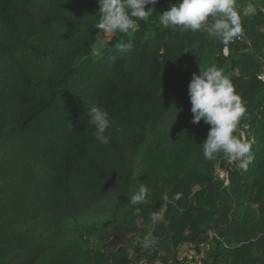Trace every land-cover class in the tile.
I'll use <instances>...</instances> for the list:
<instances>
[{"label": "trees", "instance_id": "trees-1", "mask_svg": "<svg viewBox=\"0 0 264 264\" xmlns=\"http://www.w3.org/2000/svg\"><path fill=\"white\" fill-rule=\"evenodd\" d=\"M177 2L149 5L148 22L95 49L97 0H0V264H133L143 256L92 241L114 224L152 229V212H161L175 255L230 204L204 264H264V12L241 15L250 50L230 48L238 58L230 80L245 107L237 127H249L254 143L251 163L225 188L216 161L203 156L211 126L191 123L188 84L210 47L217 68L230 57L203 30L159 23ZM91 106L109 113L108 145L92 135ZM141 182L149 195L130 205ZM107 201L117 202L114 222L82 227L85 246L71 240L67 224Z\"/></svg>", "mask_w": 264, "mask_h": 264}, {"label": "clouds", "instance_id": "clouds-1", "mask_svg": "<svg viewBox=\"0 0 264 264\" xmlns=\"http://www.w3.org/2000/svg\"><path fill=\"white\" fill-rule=\"evenodd\" d=\"M99 20L95 24L98 31L115 36L128 33L138 27L137 21L148 22L153 16L158 0H97ZM257 12L256 6L249 2L237 10L236 0H178L169 10L158 15L159 23L165 28L179 27L181 31H205L209 37L217 39L228 50L231 42L243 31L241 15L250 16ZM120 51L129 52L132 43L118 46ZM113 61L116 57H112ZM188 96L191 103V123L201 121L210 125L207 138L201 144L205 159L212 160L222 155L228 162L237 163V167L246 170L253 157L251 144L235 135L238 123L245 112L241 97L236 94L230 78L216 66L207 67L199 74L193 73L188 84ZM89 123L94 126L92 135L103 145L110 143V136L105 135L111 126L109 113L98 106L87 108ZM149 195V189L141 182L138 190L128 203H143ZM181 193L174 199L179 200ZM161 212H152V223L162 220ZM154 237L146 238L144 247L155 244Z\"/></svg>", "mask_w": 264, "mask_h": 264}, {"label": "rangeland", "instance_id": "rangeland-1", "mask_svg": "<svg viewBox=\"0 0 264 264\" xmlns=\"http://www.w3.org/2000/svg\"><path fill=\"white\" fill-rule=\"evenodd\" d=\"M249 2H252L256 8L260 10L264 9V0H236L237 10H241L242 7ZM110 39L111 35L101 32L95 49H98L104 41H109ZM213 40L217 41V43L219 42L215 38H213ZM214 46H216V44ZM239 47H241L240 51L242 52H247L250 50V45L248 44H240ZM216 51V47H214V50L212 47L207 49L206 56H208V61L205 62V65L201 66V70H205L207 67L217 65ZM228 55H230V52ZM228 57L230 58L222 69V72L224 75L230 78L236 75L238 72V58L237 54ZM151 138L152 137L150 136L149 139ZM214 160L217 163L216 167L218 170H221L223 165L219 162L220 155H217ZM116 206L117 202L115 201L104 202L96 208L88 210L81 219L69 222L66 226L70 231L69 238L71 240H76L85 246L88 240L84 235H82L81 228L91 224L103 225L105 223H113L118 216V213L115 210ZM232 216L233 211L231 204L221 208L219 210L216 226L210 228V234L212 233L213 235L219 236V233L224 230L227 224L231 221ZM151 237L155 238L156 243L145 248L144 243L146 238ZM206 241H208V239H206ZM206 241L204 244H202L204 245V249H207L208 244L210 245V243H212L211 241ZM92 243L96 248H99L105 252L122 251L127 249L132 255L133 260H135L138 256H143V259L145 260H147V258L149 259L156 257L157 259L155 263H159L162 262V260H166L167 262V260H170L174 255L172 251V245L170 243V236L163 220L156 223L155 226L149 230H144L140 227L134 229L123 225L114 224L111 231L101 234L95 240L93 239Z\"/></svg>", "mask_w": 264, "mask_h": 264}, {"label": "built area", "instance_id": "built-area-1", "mask_svg": "<svg viewBox=\"0 0 264 264\" xmlns=\"http://www.w3.org/2000/svg\"><path fill=\"white\" fill-rule=\"evenodd\" d=\"M264 12V9L262 10ZM235 44H248V40L241 34L239 37L234 39L228 46V50H224V46L222 48L224 56L228 57L230 48ZM259 79L264 82V73L259 76ZM237 136L241 137L246 142L250 144L254 143V138L249 133V127L242 126L237 128ZM219 162L223 165L221 170H218L216 167V177L223 183L225 188H229L230 186V177L231 172L240 169L237 167V163H230L224 157L220 158ZM219 174V175H218ZM219 176V177H218ZM209 248L204 249V245H196V244H188L183 246L177 254L173 255L170 260L167 262H159V263H151L148 260L141 259L139 261L134 262L133 264H204V260L206 257V251Z\"/></svg>", "mask_w": 264, "mask_h": 264}, {"label": "crops", "instance_id": "crops-1", "mask_svg": "<svg viewBox=\"0 0 264 264\" xmlns=\"http://www.w3.org/2000/svg\"><path fill=\"white\" fill-rule=\"evenodd\" d=\"M162 1H163L165 4H168V3H170L171 0H162ZM232 211H233V205H232ZM165 226H166V225H165ZM208 232H209V233H207L206 235L202 236V237L198 240V242H197L196 245L200 246V245L204 244L205 241H206V239H208V241L213 242V239L218 237V235H213L212 233L210 234V230H209ZM169 236H170V235H169ZM208 241H206V242H208ZM211 245H212V243H210V245L208 244V248H210Z\"/></svg>", "mask_w": 264, "mask_h": 264}]
</instances>
